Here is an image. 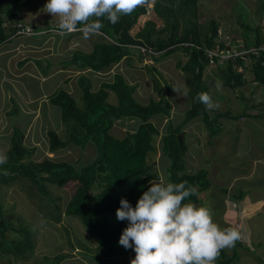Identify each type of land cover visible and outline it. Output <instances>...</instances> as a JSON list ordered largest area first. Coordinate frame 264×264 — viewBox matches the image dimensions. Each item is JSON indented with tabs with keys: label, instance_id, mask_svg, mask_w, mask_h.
<instances>
[{
	"label": "trees",
	"instance_id": "16d2710c",
	"mask_svg": "<svg viewBox=\"0 0 264 264\" xmlns=\"http://www.w3.org/2000/svg\"><path fill=\"white\" fill-rule=\"evenodd\" d=\"M198 2L199 0H156L152 6V17L162 22L161 27H157L153 19L139 24V19L145 15L144 7H139L131 15L122 16L115 25L102 18L104 27L100 30L92 51H76L65 62L66 66L73 65L77 69L97 73L123 61L130 65L134 61L132 57L140 62L144 56L158 61L155 55L163 59L180 50L188 55L182 70L193 80V87L187 94L189 107L173 113L174 101L171 102L162 93L158 94V100L149 98L148 104L142 105L133 97L136 87L129 85L121 74L113 75V81L102 83L98 90H92L90 79L81 75L78 79L81 107L77 106L74 96L61 89L48 96L49 104L60 110V122L65 126L66 134L65 138H61L59 134L49 131L47 151L53 154L69 145L82 149L91 146L95 156L90 161L74 165L64 161L55 162L46 156L39 162L24 161L27 157L29 159L32 150L24 144L25 130L13 128L9 149L5 153L8 162L0 165V185H7L18 178H27L43 197L50 199L45 185L60 188L73 184L74 192L65 206L64 215L77 218L96 243L94 250L84 248V251L89 252L85 254L98 264H131V260L135 258L136 254L132 249L126 250L118 243L128 221H118L116 211L120 207L121 198L128 200L134 208L142 194L148 190L150 181L180 183L186 180L197 187V193L182 203L191 202L200 206L198 194L210 187L208 172L204 168L189 172L184 158L188 147L186 135L191 133L194 125L200 126L198 122L201 121L211 140L224 128L220 122L222 118L236 122L235 119L239 117H264V112L248 115L246 105H243V111L237 116L218 109L210 115L208 109L196 99L198 93L207 92L202 82L204 72L209 68L205 50L214 49L217 45L215 40L219 28L218 22L211 21L206 31L201 30L202 27L197 23ZM26 6L27 0H0V46L14 36L18 24L23 25L19 18ZM263 8L264 0H261L259 13ZM6 22L12 23V27L5 26ZM242 27L246 28L247 34L255 36L252 40L244 38L245 47L264 43L262 26L258 24L253 28L245 25ZM184 43L190 45L183 47ZM219 46L220 50L225 49L223 42ZM248 59L247 65L241 57H236L215 66L221 88L234 91L251 82L264 90V55L249 54ZM239 67L242 68L241 71L238 70ZM149 69L157 72L153 66H149ZM249 76L252 77L251 80L248 79ZM210 84L214 85L215 81L211 80ZM109 92L115 95L116 104L108 103ZM239 97L246 101L243 95ZM250 107L264 109V102L251 104ZM11 112V115L16 114V111ZM155 116L166 119L161 132L151 121ZM117 120H134V124L122 138H115L110 133ZM186 129L188 132L184 131ZM157 149L160 150L161 157L155 163ZM56 209L55 207L54 210ZM6 223L8 222L2 218L0 204L2 237L7 231L2 230L8 226ZM25 229L26 227L15 229L8 226V230H15L19 234ZM25 235L27 238L8 242L1 238L2 248L5 247L1 253H10L15 259L28 257L32 238L27 233ZM236 257L235 253L229 257L224 249L216 264H231ZM64 258L65 255H58L48 264H60ZM44 260L48 261L46 258Z\"/></svg>",
	"mask_w": 264,
	"mask_h": 264
},
{
	"label": "rangeland",
	"instance_id": "374dc122",
	"mask_svg": "<svg viewBox=\"0 0 264 264\" xmlns=\"http://www.w3.org/2000/svg\"><path fill=\"white\" fill-rule=\"evenodd\" d=\"M47 2L48 0H27V8L23 9L19 18L23 26L36 31L50 29L52 23L46 18L52 19V16L44 9ZM260 4L261 0H199L197 23L202 27V31H206L211 21L218 22L221 40L233 48L243 44L245 37L251 40L255 37L252 33L247 34L243 25L251 28L258 24L263 26L259 13ZM148 19H153L156 26L161 27L162 22L153 18L152 13L150 16L141 17L139 24ZM58 21L54 16V22ZM11 25L13 24L10 22L5 24L9 27ZM181 28L182 26L180 30ZM78 34L77 41L75 40L71 47L69 43H60L57 47L58 53L62 55V52L69 48L71 51L80 49L89 52L99 38L98 34L88 39H85L83 34ZM44 35L46 33L39 37ZM155 56L158 61L144 56L140 62L136 57H132L134 61H131L130 65L124 64L123 61L99 72L101 76L94 74L93 79L97 81L93 82V86L98 88L102 82L111 83L113 75L121 74L129 85L136 87L133 97L142 105H147L149 98L158 100V94L162 93L165 98L174 101L173 113L179 112L183 107H189L187 96L182 95L185 87L188 91L193 87L192 77L189 79L182 70L188 55L179 50L163 59ZM24 59L26 56L22 53L10 51L9 61H6L9 67L0 71V78L5 82L0 83V152L5 154L9 149V140L13 128L16 127L19 130L25 129L24 144L32 150L29 159L27 157L24 161L39 162L45 156L55 162L64 161L74 165L90 161L95 156L91 146L82 149L69 145L53 154L47 151L48 132H55L65 138L66 129L60 122V110L50 105L47 99L46 90L52 84L44 81L39 86L37 77L29 73V61ZM42 66L44 69L47 67L45 62ZM61 66L68 67L66 64ZM149 66L155 67L157 72L150 70ZM217 72L215 66H209L204 72L202 82L213 101L219 103L218 110L224 113L229 111L230 115L237 116L243 111V105H246L248 115L264 112V109L250 107L251 104L264 102V90L260 86L247 82L239 90L221 87L218 89ZM67 75L70 81L67 84L62 81L59 85L69 91L75 97L77 106L81 107V88L75 82L77 75L71 72ZM251 78L248 77L249 80ZM211 80L215 81L214 85L210 84ZM8 85V88L13 90L11 94L7 93ZM172 88H179L181 91L177 93ZM49 90L52 92V87ZM40 91L46 96H40ZM240 95H243L246 101H242ZM107 101L116 104L115 95L110 93ZM214 110H208L209 114L212 115ZM11 111H16V114L11 115ZM24 112L33 115L30 118ZM162 117L151 118L160 132L166 122ZM235 120L236 122L220 119L224 128L211 140L201 121L198 122L200 126L194 125L191 133L186 135V168L191 173L200 168L206 169L210 187L198 194L200 206L213 210V220L221 229L235 227L242 233V239L236 242L234 248L225 249L229 257L234 253L237 255L231 264H264V117H239ZM133 124L134 120H117L110 133L115 138H122ZM184 131L188 132V129ZM160 138L161 134L158 142ZM160 157L161 152L157 149L154 155L155 163ZM45 186L50 199L43 197L27 178H18L7 185H0L2 218L8 222L6 225L15 229L26 227L22 234L8 230V226L3 227L2 230L7 231L4 237L0 236V240L2 238L8 242L24 239L27 238L26 233L32 238L31 253L26 258L15 259L10 253H1L5 247L2 248L3 244L0 242V264H48L58 255L66 256L60 264H98L85 254L89 252L84 251V248L94 250L96 243L77 218L64 215L65 206L74 192V185L68 184L60 188L48 184ZM45 258L48 261H45ZM114 261L117 262L116 259Z\"/></svg>",
	"mask_w": 264,
	"mask_h": 264
},
{
	"label": "clouds",
	"instance_id": "9594fccd",
	"mask_svg": "<svg viewBox=\"0 0 264 264\" xmlns=\"http://www.w3.org/2000/svg\"><path fill=\"white\" fill-rule=\"evenodd\" d=\"M150 4L151 0H48L44 9L59 18L61 34L80 32L88 39L104 27L102 18L115 25L122 16ZM187 94L185 87L182 95ZM196 99L208 110L220 106L207 92L198 93ZM7 162L8 156L0 152V165ZM149 183L134 208L121 198L116 211L118 221H128L118 243L135 252L131 264H216L222 250L234 248L242 239L235 227L221 229L210 207L182 203L197 193L188 181Z\"/></svg>",
	"mask_w": 264,
	"mask_h": 264
},
{
	"label": "crops",
	"instance_id": "0c3cea01",
	"mask_svg": "<svg viewBox=\"0 0 264 264\" xmlns=\"http://www.w3.org/2000/svg\"><path fill=\"white\" fill-rule=\"evenodd\" d=\"M26 8H27V6H26ZM56 18H58V17H56ZM46 20L50 21L52 23V25L57 26L59 28V21L55 23L54 17H52V19L46 18ZM43 29L45 31H48V32L46 33V35H44L42 37H39V36H36V37L12 36L9 38V41L2 44L0 46V71H4L7 67H9V65L7 64L6 61L7 60L9 61L10 51H13V52L17 51L18 53H22L24 55V57L26 56V59H24V60L29 61V66H28L29 73L33 74L34 75L33 77H35V78L37 77L36 81L40 82L39 86L44 81H49V83L52 84L51 87H52L53 91L50 92L49 89H51V87L50 88L48 87L49 89L46 90V92L48 93V96L50 94H52L57 89H61V90L66 91L59 84L62 81L65 84H67L70 81V79H69L70 77L67 75L70 72L75 73L77 75V78L75 81L76 85L77 84L79 85V81H78L79 77L81 75H86L91 81V85H92L91 89L92 90H98L99 86H101V83L98 85V88H95L93 86V82L97 81V79H93V78H94V74L101 76V74H99V72L92 73L88 69L80 70V69H77L73 65L68 66V67H64V68L61 66V64H65L66 61H69L72 58V55L74 52L82 51V50L74 49L73 51H71V48H69L67 50H64L62 52V55H61L58 53L59 51H57L58 50L57 47L62 42H65V44L69 43V45L71 47L72 44H74L75 40L77 39V33H79V34H82V33L73 32V33L61 34L59 30L49 31V29H46V28H43ZM79 34H78V36H79ZM66 48H68V45L66 46ZM48 50H50V51H48ZM91 51H92V49H91ZM91 51H89V52L82 51V52L90 53ZM13 54L15 55L16 52ZM43 62H45L46 66H47L45 69L42 66ZM26 71H27V69H26ZM6 74L9 78H11V76L8 73H6ZM31 74H28V75L30 76ZM105 81H107V80H105ZM0 83L3 84L5 82L3 81V79L0 78ZM57 85H59V86H57ZM39 86H38V88H40ZM8 87H10V85H8L6 87L7 93L11 94V91L13 93V90L11 88H8ZM42 92H45V91L42 90ZM42 92L40 91L41 95L40 94L39 95L45 97L46 95L42 94ZM110 93H112V92H109V94ZM4 94H5V92H4ZM69 94L71 95L70 92H69ZM47 99H48V97H47ZM25 114H27V113H25ZM254 114H256V113H254ZM20 115H21V113H20ZM32 115L27 114V117L31 118ZM47 115L50 118V115L49 114H47ZM22 130H25V129H22ZM247 148H248V144H247Z\"/></svg>",
	"mask_w": 264,
	"mask_h": 264
},
{
	"label": "built area",
	"instance_id": "2783aa9c",
	"mask_svg": "<svg viewBox=\"0 0 264 264\" xmlns=\"http://www.w3.org/2000/svg\"><path fill=\"white\" fill-rule=\"evenodd\" d=\"M156 0H151L150 6H144L145 9V15L150 16L152 13V6ZM261 21L263 24V31H264V8L261 11ZM17 31L15 32L14 36H35V35H42L44 33H47L48 31L41 30L40 32H35L31 27L23 26L18 24ZM59 28L57 26L52 25L49 29V31H55ZM215 42L217 45L214 49H207L205 50L206 56L209 59V66H217L224 62L226 59H234L236 57H241L244 61V64L247 65L249 63L248 55L252 54L255 56H259V54L264 55V43L260 45H252L250 47H245L243 44L237 45L236 47L231 48L228 46L223 40H221L220 32H218V37L216 38ZM225 44V49L220 50V43ZM190 43H184L183 47H188ZM192 45V44H191ZM144 52L145 50L142 49ZM239 71L242 70L241 67L238 68Z\"/></svg>",
	"mask_w": 264,
	"mask_h": 264
},
{
	"label": "water",
	"instance_id": "95a60500",
	"mask_svg": "<svg viewBox=\"0 0 264 264\" xmlns=\"http://www.w3.org/2000/svg\"><path fill=\"white\" fill-rule=\"evenodd\" d=\"M181 137H182V136L180 135V136H179V141H181Z\"/></svg>",
	"mask_w": 264,
	"mask_h": 264
}]
</instances>
